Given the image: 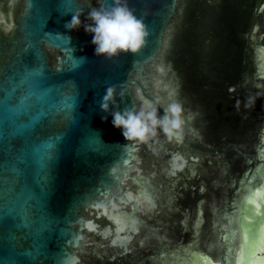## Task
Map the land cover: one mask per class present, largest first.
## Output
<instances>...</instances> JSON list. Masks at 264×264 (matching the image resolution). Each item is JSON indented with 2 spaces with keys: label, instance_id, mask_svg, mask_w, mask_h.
Instances as JSON below:
<instances>
[{
  "label": "water",
  "instance_id": "obj_1",
  "mask_svg": "<svg viewBox=\"0 0 264 264\" xmlns=\"http://www.w3.org/2000/svg\"><path fill=\"white\" fill-rule=\"evenodd\" d=\"M108 2L0 0V264H260L264 0H127L149 36L113 60L65 27ZM110 85L180 134L127 141Z\"/></svg>",
  "mask_w": 264,
  "mask_h": 264
},
{
  "label": "clouds",
  "instance_id": "obj_2",
  "mask_svg": "<svg viewBox=\"0 0 264 264\" xmlns=\"http://www.w3.org/2000/svg\"><path fill=\"white\" fill-rule=\"evenodd\" d=\"M83 13L75 14L65 24L69 30L84 31L92 35L95 55L108 60L118 58L121 54H137L145 46L149 32L143 19L137 17L135 10L128 6L127 0H110L99 7H93L82 22ZM117 96L125 98V92L117 91L116 85L106 88L100 102L101 111L112 117L113 127L122 130L123 137L129 142H147L163 133L169 139L180 134L182 121L181 108L171 104L164 115L158 114L155 106L148 105L140 109L124 108L120 110ZM108 115L103 119L107 121Z\"/></svg>",
  "mask_w": 264,
  "mask_h": 264
},
{
  "label": "snow or ice",
  "instance_id": "obj_3",
  "mask_svg": "<svg viewBox=\"0 0 264 264\" xmlns=\"http://www.w3.org/2000/svg\"><path fill=\"white\" fill-rule=\"evenodd\" d=\"M260 252L264 253V240L260 242ZM247 264H252V262H247ZM260 264H264V258H261Z\"/></svg>",
  "mask_w": 264,
  "mask_h": 264
},
{
  "label": "trees",
  "instance_id": "obj_4",
  "mask_svg": "<svg viewBox=\"0 0 264 264\" xmlns=\"http://www.w3.org/2000/svg\"><path fill=\"white\" fill-rule=\"evenodd\" d=\"M259 7V5H258ZM261 45L264 47V37L261 39Z\"/></svg>",
  "mask_w": 264,
  "mask_h": 264
}]
</instances>
